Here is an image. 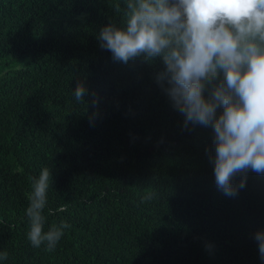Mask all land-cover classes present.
Instances as JSON below:
<instances>
[{"label": "trees", "instance_id": "obj_1", "mask_svg": "<svg viewBox=\"0 0 264 264\" xmlns=\"http://www.w3.org/2000/svg\"><path fill=\"white\" fill-rule=\"evenodd\" d=\"M126 3L0 0V264H264V175L249 172L235 197L218 191L213 131L184 128L155 81L161 61L118 64L100 48ZM44 167V231L71 225L53 252L27 237L30 177Z\"/></svg>", "mask_w": 264, "mask_h": 264}, {"label": "clouds", "instance_id": "obj_2", "mask_svg": "<svg viewBox=\"0 0 264 264\" xmlns=\"http://www.w3.org/2000/svg\"><path fill=\"white\" fill-rule=\"evenodd\" d=\"M96 38L114 63L161 61L155 81L184 117V128L213 131L209 162L218 191L235 197L249 172L264 175V0H127L123 23H108ZM73 95L85 103L84 82H77ZM97 105L94 99V115ZM30 180L27 237L33 247L53 252L71 225L61 220L44 231L45 211L54 215L48 208L52 168ZM254 239L264 261V231ZM7 258L0 252V259Z\"/></svg>", "mask_w": 264, "mask_h": 264}]
</instances>
